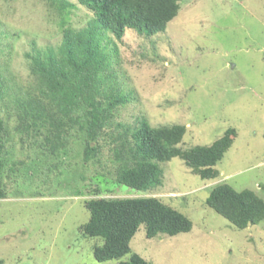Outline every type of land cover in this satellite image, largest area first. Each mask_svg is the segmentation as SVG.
<instances>
[{
  "label": "rangeland",
  "instance_id": "1",
  "mask_svg": "<svg viewBox=\"0 0 264 264\" xmlns=\"http://www.w3.org/2000/svg\"><path fill=\"white\" fill-rule=\"evenodd\" d=\"M89 18L80 6L61 11L50 0H0V73L29 89L22 54L29 42L55 51L63 29L75 31ZM110 38L115 54L108 84L131 95L113 120L184 124L182 149L209 145L232 127L236 137L215 165L219 173L202 179L173 157L160 163L162 183L138 192L115 182L118 164L109 138H101L86 161L83 131L73 128L52 153L40 146L42 135L24 129L22 111L4 94L0 264H117L97 261L92 249L101 238L79 230L89 218L84 202L96 188L105 197H159L191 220L187 232L151 238L139 226L131 252L152 264H264V220L239 229L205 203L220 182L264 199V0H179L165 31L144 36L127 30L121 40ZM39 129L45 131L42 122Z\"/></svg>",
  "mask_w": 264,
  "mask_h": 264
},
{
  "label": "trees",
  "instance_id": "2",
  "mask_svg": "<svg viewBox=\"0 0 264 264\" xmlns=\"http://www.w3.org/2000/svg\"><path fill=\"white\" fill-rule=\"evenodd\" d=\"M50 1L61 11L68 6H80L90 18L75 31L63 29L55 51L48 45L29 42V48L22 51L33 82L29 89L17 88L0 73V101L4 94H11L22 111L24 129L28 133L33 129L34 135L43 136L40 146H48L53 153L65 144L69 131L77 128L83 131V159L88 161L98 151L97 142L107 137L114 146L113 156L118 164L115 182L138 192L160 185V163L173 157L182 159L202 179L216 177L219 172L215 165L233 143L234 128H227L209 145L182 149L178 144L186 130L184 124L152 126L138 117L136 125L129 126L113 120L117 107L127 103L131 95L108 84L115 54L109 47L110 37L121 40L127 30L144 36L165 31L178 13L179 0ZM41 122L44 132L39 129ZM4 133L0 118V152L4 148ZM98 192L96 188L97 195L85 200L89 218L79 227L82 235L101 238V244L92 249L97 261L116 259L117 264H152L131 252L129 246L141 224L147 238L191 229V220L159 197H105ZM5 195L0 184V198ZM205 203L239 229L264 220V199L251 189L238 191L220 182L212 186Z\"/></svg>",
  "mask_w": 264,
  "mask_h": 264
}]
</instances>
